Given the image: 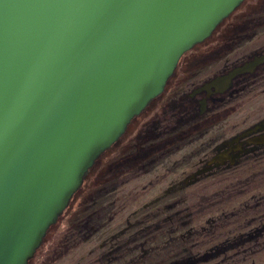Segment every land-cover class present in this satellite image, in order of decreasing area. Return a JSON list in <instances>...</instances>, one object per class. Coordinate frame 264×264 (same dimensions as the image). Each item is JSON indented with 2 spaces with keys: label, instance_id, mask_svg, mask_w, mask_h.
Instances as JSON below:
<instances>
[{
  "label": "water",
  "instance_id": "95a60500",
  "mask_svg": "<svg viewBox=\"0 0 264 264\" xmlns=\"http://www.w3.org/2000/svg\"><path fill=\"white\" fill-rule=\"evenodd\" d=\"M244 1L0 0V264L33 259L96 160Z\"/></svg>",
  "mask_w": 264,
  "mask_h": 264
},
{
  "label": "rangeland",
  "instance_id": "374dc122",
  "mask_svg": "<svg viewBox=\"0 0 264 264\" xmlns=\"http://www.w3.org/2000/svg\"><path fill=\"white\" fill-rule=\"evenodd\" d=\"M261 52L264 26L220 61L168 81L158 111L152 106L159 97L146 108L147 144L198 125L201 116L187 96ZM248 75L221 102H211L210 112L230 107L221 122L151 155L147 172L123 175L84 203L87 194L71 199L29 264H264V143H248L264 135L248 133L264 124V66ZM62 247H70L65 256L45 260Z\"/></svg>",
  "mask_w": 264,
  "mask_h": 264
},
{
  "label": "trees",
  "instance_id": "16d2710c",
  "mask_svg": "<svg viewBox=\"0 0 264 264\" xmlns=\"http://www.w3.org/2000/svg\"><path fill=\"white\" fill-rule=\"evenodd\" d=\"M261 26H264V0L244 1L239 8L216 28L208 39L194 46L180 58L177 68L169 80V85L175 81L186 80L200 69L225 58L239 47L241 43L250 40L254 36V31ZM160 99L161 97L153 103L152 107L156 111L159 109L156 108V103ZM188 106L189 108H195L193 103ZM150 112L149 109H145L138 117L134 118L125 134L96 160L87 173L81 188L72 197V202L87 194L85 196L86 199L81 197L84 203L92 194L123 175L130 174V178H134L147 172L148 169L145 168L144 164L148 162L151 155L161 153L164 149L176 145L181 140L192 135L193 129L194 132L202 130L218 123V120L222 119V117H219L215 120L204 121L202 127L195 125L193 128L191 127L192 129H183L163 139L153 136L156 141L147 144L145 136L148 135H145L146 130L142 128L144 124L147 125V121H152ZM147 133L149 132L147 131ZM174 149H177V146ZM169 151L172 150H167L166 152ZM107 158L110 162L102 166ZM70 207L71 205L68 208ZM56 225L58 223L48 230L40 248L43 247L49 231L53 227L55 228ZM58 243V246H63L61 245L63 244L62 240ZM56 249L45 260L60 259L68 253L70 247H62L61 251Z\"/></svg>",
  "mask_w": 264,
  "mask_h": 264
},
{
  "label": "flooded vegetation",
  "instance_id": "af4514ba",
  "mask_svg": "<svg viewBox=\"0 0 264 264\" xmlns=\"http://www.w3.org/2000/svg\"><path fill=\"white\" fill-rule=\"evenodd\" d=\"M262 27V26H261ZM260 28V27H259ZM252 39V38H251ZM261 55H264V53L263 52H261L260 54H259V56H261ZM255 58V57H254ZM254 58H251L250 60H249V62L250 61H252ZM262 66H264V63H262V64H260V65H258L252 72H251V74L254 76L257 72H258V70L262 67ZM229 73V72H228ZM250 72H248V73H243V74H240V75H237V76H235L232 80H231V82H230V84L222 91V92H219V90L218 89H216L215 88V86H210V87H208V85H210L211 84V82L212 81H214V80H216L217 78H221V77H223V76H225V75H221V76H217V77H215L211 82H209V83H205V84H203L201 87H199V88H197V89H195L194 91V95L192 96V97H190L189 95L187 96V101H189V104L190 103H193L194 105H195V108H196V112H195V115H197V116H201L200 117V121H199V123H198V127H202L203 125H204V121H208V120H215V119H218L219 117H222V119H220V120H218V123L219 122H221L223 119H225V116L227 115V113L229 112V111H231V109H230V107L229 108H225L224 110H222V111H218V112H210V109H211V106H210V104H211V102L213 101V100H216V102H221L223 99H224V96H226L227 94H229L230 93V89L232 88V87H234V85H236V82H237V80H238V78H240V77H243V76H249L248 74H249ZM231 94V93H230ZM229 94V95H230ZM205 100V104L203 105V107H204V112L202 113V115H201V111H202V104H201V101L202 100ZM202 107V108H201ZM194 108V107H193ZM192 109V108H191ZM212 126H214V125H212ZM211 126V127H212ZM210 128V127H209ZM206 129H208V127L206 128ZM181 130H183V129H180V130H177L176 132H178V131H181ZM174 133V131L173 132H171L169 135H167V137L168 136H170V135H172ZM250 134H253V133H250ZM248 135V134H247ZM248 136H250V135H248ZM190 137H192V135H190V136H188L187 138H185V139H188V138H190ZM247 136H245V137H243V138H246ZM260 137H264V135L263 136H260ZM259 136H254V137H250L249 138V140H248V143L249 144H255V143H264V141H262V140H260L259 138H260ZM166 138V137H165ZM161 139H163V138H161ZM185 139H183V140H185ZM255 139H258V141H254ZM227 153V152H226ZM221 154V153H220ZM219 155V154H218ZM218 155H216V156H218ZM216 156L214 157V158H216ZM214 158H213V162H215V163H221V162H217V161H215L214 160ZM233 159H234V156H228L227 155V158H225V160H231V161H233ZM40 249V248H39ZM38 249V250H39ZM37 250V251H38ZM37 253V252H36ZM36 255V254H35Z\"/></svg>",
  "mask_w": 264,
  "mask_h": 264
},
{
  "label": "bare ground",
  "instance_id": "6f19581e",
  "mask_svg": "<svg viewBox=\"0 0 264 264\" xmlns=\"http://www.w3.org/2000/svg\"><path fill=\"white\" fill-rule=\"evenodd\" d=\"M214 86H215V88L218 89V90L222 87L220 84H216V85H214Z\"/></svg>",
  "mask_w": 264,
  "mask_h": 264
}]
</instances>
